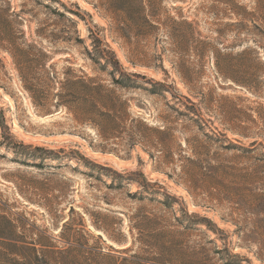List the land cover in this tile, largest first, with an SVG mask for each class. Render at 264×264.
Listing matches in <instances>:
<instances>
[{"label":"rangeland","instance_id":"374dc122","mask_svg":"<svg viewBox=\"0 0 264 264\" xmlns=\"http://www.w3.org/2000/svg\"><path fill=\"white\" fill-rule=\"evenodd\" d=\"M130 2L0 0L50 76L97 78L129 113L104 140L43 111L0 49V264H264V0ZM93 42L146 78L112 85ZM240 60L249 86L220 71Z\"/></svg>","mask_w":264,"mask_h":264},{"label":"trees","instance_id":"16d2710c","mask_svg":"<svg viewBox=\"0 0 264 264\" xmlns=\"http://www.w3.org/2000/svg\"><path fill=\"white\" fill-rule=\"evenodd\" d=\"M140 1L139 9L142 11L145 0ZM109 3L114 11L127 14L132 5L130 0H109ZM8 11L9 9L0 5V49L8 52L12 57L19 71L22 86L30 95L34 106L43 111H47L51 105L56 108L65 107L74 112L79 120L90 123L96 129L99 137L104 140H109L116 136L129 116L126 101H123L114 89L98 81L97 78H84L76 75L69 78L66 73L63 79L50 76L52 73L46 67L49 55L38 49L35 44L22 45L24 43L19 42L22 37L16 36L12 22L8 18ZM53 13L61 19L77 25V22L64 12L54 10ZM137 19L150 23L149 19L142 15L137 17ZM37 34L38 36H43L44 31L38 30ZM49 36L47 39L52 44L57 43L62 38L60 37L62 36L61 32L54 30L50 32ZM76 40L79 43H85V40L80 35L76 37ZM92 47L93 49L91 50L86 47L87 55L92 61L99 63L102 70H108L112 85L128 88L136 84L133 81V77L146 78L138 73L127 72L115 52L110 49H101L94 42ZM244 53L243 51L238 56L242 57ZM103 60L104 63H102ZM240 62L232 63V65L228 64L225 71H222V69L220 71L234 82L249 86L251 79L247 78L248 73L244 70V62L241 60ZM217 66L219 67L218 64ZM72 71L69 68L67 73H72ZM117 75L119 76L117 77ZM149 91L152 93L156 92L155 89H149ZM0 122V126L5 127L3 115L0 116ZM78 158L85 162L87 161L82 155H79ZM188 160L193 165L198 166L194 159L189 158ZM8 246L16 247V244L10 242L7 243Z\"/></svg>","mask_w":264,"mask_h":264}]
</instances>
